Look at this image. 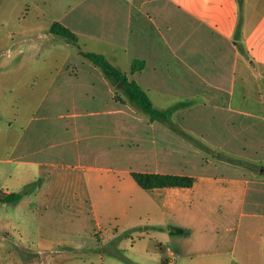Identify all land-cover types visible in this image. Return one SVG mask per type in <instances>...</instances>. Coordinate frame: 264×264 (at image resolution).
Masks as SVG:
<instances>
[{
    "label": "crops",
    "instance_id": "1",
    "mask_svg": "<svg viewBox=\"0 0 264 264\" xmlns=\"http://www.w3.org/2000/svg\"><path fill=\"white\" fill-rule=\"evenodd\" d=\"M56 23L156 109L185 107L152 121L91 62L66 63L43 95V126L23 127L29 136L0 158V198L27 193L0 206L35 195L48 234L78 246L98 236L108 200L129 217L126 194L107 196L133 172L189 176L191 188L145 191L153 203L138 213L164 230L166 256L143 238L141 257L264 264V0H81L77 18ZM135 62L144 67L132 72Z\"/></svg>",
    "mask_w": 264,
    "mask_h": 264
},
{
    "label": "rangeland",
    "instance_id": "2",
    "mask_svg": "<svg viewBox=\"0 0 264 264\" xmlns=\"http://www.w3.org/2000/svg\"><path fill=\"white\" fill-rule=\"evenodd\" d=\"M80 1L0 0V158L7 157L9 146L29 136L23 127L30 126L31 132L43 126L40 119L50 105L43 95L61 68L79 60L88 62L80 57V50H86L82 42L79 50L49 33L59 19L77 18ZM119 192L110 188L107 197L122 199L121 194H126L123 200L129 217L123 218L108 200L99 209L98 236L83 238L78 246L77 237L48 234L35 195L26 196L27 206H0V264H164L160 259L145 260L137 251L146 238L151 239L152 248L160 250L162 243L159 252L166 256L160 237L164 230L151 228L148 216L138 213L139 202L151 205L153 195L141 190L131 176L122 181Z\"/></svg>",
    "mask_w": 264,
    "mask_h": 264
},
{
    "label": "trees",
    "instance_id": "3",
    "mask_svg": "<svg viewBox=\"0 0 264 264\" xmlns=\"http://www.w3.org/2000/svg\"><path fill=\"white\" fill-rule=\"evenodd\" d=\"M49 33L52 36L63 39L80 50L77 35L60 23H54L51 26ZM80 54L95 67L101 69L104 75L115 85L122 87L127 100L139 108L142 112L150 116L152 121L168 119L173 110L179 107H185V104H180L179 106H175L167 111L156 109L148 95L141 89V87L135 81H130L125 73L114 67L103 55L85 52L83 50H80ZM143 67V62H135L132 66V72L140 70ZM132 177L137 185L142 190L147 192L164 188H191L195 181L194 178L184 175L148 174L137 172H133ZM26 194V192H22L7 195L0 198V204L17 203Z\"/></svg>",
    "mask_w": 264,
    "mask_h": 264
}]
</instances>
